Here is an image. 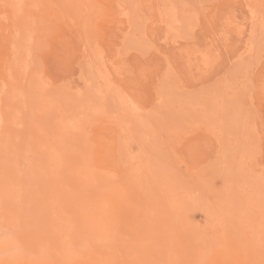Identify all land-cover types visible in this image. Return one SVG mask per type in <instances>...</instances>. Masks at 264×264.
Instances as JSON below:
<instances>
[{"label":"rangeland","instance_id":"374dc122","mask_svg":"<svg viewBox=\"0 0 264 264\" xmlns=\"http://www.w3.org/2000/svg\"><path fill=\"white\" fill-rule=\"evenodd\" d=\"M0 95V264H264V0H0Z\"/></svg>","mask_w":264,"mask_h":264},{"label":"bare ground","instance_id":"6f19581e","mask_svg":"<svg viewBox=\"0 0 264 264\" xmlns=\"http://www.w3.org/2000/svg\"><path fill=\"white\" fill-rule=\"evenodd\" d=\"M83 31V30H82ZM21 42V41H20ZM37 50V49H36ZM12 62V61H11ZM34 62V61H33ZM14 68V67H13ZM27 73V72H26ZM3 81V80H2ZM9 81V80H8ZM119 89V88H118ZM9 90V89H8ZM122 92V91H121ZM1 96V95H0ZM5 97V96H4ZM10 99V98H9ZM208 101V100H207ZM11 103V102H10ZM185 103V102H184ZM20 104V103H19ZM136 104V103H135ZM134 105V104H133ZM8 106V105H7ZM10 106V105H9ZM11 108V107H10ZM1 110V109H0ZM4 110V109H3ZM166 111V110H165ZM26 112V111H25ZM137 113V112H136ZM161 113V112H160ZM129 114V113H128ZM159 114V113H158ZM123 115V114H122ZM2 117V116H1ZM185 117V116H184ZM13 122V121H12ZM27 122V121H26ZM20 124V123H19ZM42 124V123H41ZM10 126V125H9ZM147 129V128H146ZM14 130V129H13ZM47 130V129H46ZM142 130V129H141ZM11 132V131H10ZM17 132V131H16ZM14 133V132H13ZM12 134V133H11ZM40 139V138H39ZM3 141V140H2ZM11 141H13V140H11ZM7 142V141H6ZM27 143V142H26ZM1 144V143H0ZM242 144V143H241ZM33 146V145H32ZM68 146V145H67ZM259 146V145H258ZM66 149V148H65ZM241 149V148H240ZM8 152V151H7ZM16 152V151H15ZM19 152V151H18ZM59 152V151H58ZM20 153V152H19ZM9 155V154H8ZM10 157V156H9ZM82 157V156H81ZM40 160H42V158H40ZM32 162V161H31ZM60 162V161H59ZM239 162V161H238ZM34 164V163H33ZM61 164V163H60ZM11 165V164H10ZM43 165V164H42ZM42 165H41V167H42ZM30 167V166H29ZM60 167V166H59ZM52 168V167H51ZM55 171V170H54ZM76 172V171H75ZM47 174V173H46ZM72 176V175H71ZM45 177V176H44ZM40 178H41V176H40ZM101 180H102V178H101ZM43 181V180H42ZM7 182V181H6ZM29 182V181H28ZM38 183V182H37ZM54 183V182H53ZM64 183V182H63ZM99 183H100V181H99ZM7 184V183H6ZM35 184V183H34ZM98 184V183H97ZM101 184V183H100ZM3 185V184H2ZM44 185V184H43ZM96 186V185H95ZM48 188V187H47ZM69 189V188H68ZM106 191V190H105ZM51 192V191H50ZM138 192V191H137ZM52 193V192H51ZM63 194V193H62ZM123 194V193H122ZM157 196V195H156ZM155 196V197H156ZM2 197V196H1ZM132 197V196H131ZM81 199V198H80ZM95 199V198H94ZM6 200V199H5ZM13 200V199H12ZM65 200V199H64ZM5 202V201H4ZM102 202V201H101ZM158 207V206H157ZM164 207V206H163ZM247 211V210H246ZM9 212V211H8ZM24 212V211H23ZM83 213V212H82ZM248 216V215H247ZM88 220V219H87ZM251 222H252V220H250ZM86 223V222H85ZM247 223V222H246ZM82 224V223H81ZM87 226V225H86ZM102 226V225H101ZM46 227V226H45ZM73 227V226H72ZM88 227V226H87ZM50 232V231H49ZM103 232V231H102ZM51 233V232H50ZM58 233V232H57ZM184 235V234H183ZM49 237V236H48ZM60 238V237H59ZM10 242V241H9ZM184 243V242H183ZM186 243V242H185ZM188 243V242H187ZM182 245V244H181ZM184 245V244H183ZM190 245H192L191 243H190ZM100 254V253H99ZM123 259V258H122ZM119 261H120V259H119Z\"/></svg>","mask_w":264,"mask_h":264}]
</instances>
